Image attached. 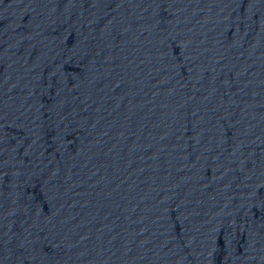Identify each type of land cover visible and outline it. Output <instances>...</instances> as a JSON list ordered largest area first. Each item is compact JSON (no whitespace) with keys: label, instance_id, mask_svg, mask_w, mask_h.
Returning <instances> with one entry per match:
<instances>
[{"label":"water","instance_id":"95a60500","mask_svg":"<svg viewBox=\"0 0 264 264\" xmlns=\"http://www.w3.org/2000/svg\"><path fill=\"white\" fill-rule=\"evenodd\" d=\"M0 264H264V0H0Z\"/></svg>","mask_w":264,"mask_h":264}]
</instances>
